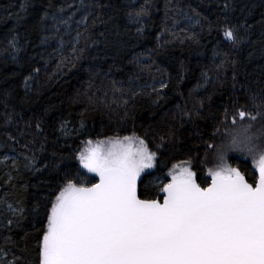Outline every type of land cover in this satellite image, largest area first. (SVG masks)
Returning <instances> with one entry per match:
<instances>
[{
  "label": "trees",
  "instance_id": "1",
  "mask_svg": "<svg viewBox=\"0 0 264 264\" xmlns=\"http://www.w3.org/2000/svg\"><path fill=\"white\" fill-rule=\"evenodd\" d=\"M88 13L83 55L61 63ZM52 15L72 17L59 26L63 48L45 40L56 35ZM226 16L244 26L235 47ZM237 109L256 120L233 125ZM241 123L264 133V0H0V264H42L50 193L69 168L86 183L95 175L79 165L82 151L144 140L156 175L190 162L203 187L208 146Z\"/></svg>",
  "mask_w": 264,
  "mask_h": 264
},
{
  "label": "snow or ice",
  "instance_id": "2",
  "mask_svg": "<svg viewBox=\"0 0 264 264\" xmlns=\"http://www.w3.org/2000/svg\"><path fill=\"white\" fill-rule=\"evenodd\" d=\"M228 7L225 2L224 8ZM146 14L147 9L141 8L128 15ZM91 15L78 22L84 30L78 29L67 42L71 55L61 54V63L83 55L85 47L80 45L85 41L86 46ZM48 19L45 13L41 22ZM71 19L52 15L56 35L45 40L59 39L63 48L59 26L70 27ZM243 27L226 16L224 42L240 44ZM18 45V39L12 38L10 47L19 51ZM246 115L251 121L257 118L237 109L232 124L236 117L243 122ZM251 129V123H241L226 130L219 144L208 146L212 160L208 165L206 149L203 187L190 162L174 166L163 177L156 175L157 155L144 140L135 150L114 144L107 151H82L79 165L95 175L86 183L83 171L69 168L50 193L42 264H264V133ZM17 214L22 215L23 209Z\"/></svg>",
  "mask_w": 264,
  "mask_h": 264
},
{
  "label": "rangeland",
  "instance_id": "3",
  "mask_svg": "<svg viewBox=\"0 0 264 264\" xmlns=\"http://www.w3.org/2000/svg\"><path fill=\"white\" fill-rule=\"evenodd\" d=\"M66 27L68 29V26H66ZM258 127H259L258 124L252 125L251 131L253 133L258 134V131H257ZM260 134H262V133H259V135ZM261 138L264 139V135H262ZM138 142H139V140H137V139H131V141H126V140H112V141H108V142L99 143V144H97L95 146V148H99L101 151H107V150L111 149L112 146L115 144L118 148L121 147V146H124V147H130L132 150H135L139 146L138 145ZM176 165H178V164H176ZM179 165H183V163H179ZM191 166L193 167L192 164H191Z\"/></svg>",
  "mask_w": 264,
  "mask_h": 264
},
{
  "label": "water",
  "instance_id": "4",
  "mask_svg": "<svg viewBox=\"0 0 264 264\" xmlns=\"http://www.w3.org/2000/svg\"><path fill=\"white\" fill-rule=\"evenodd\" d=\"M97 180H98V178H97Z\"/></svg>",
  "mask_w": 264,
  "mask_h": 264
}]
</instances>
